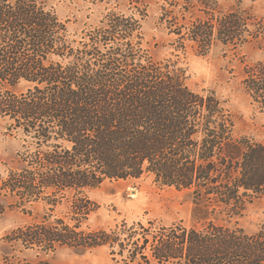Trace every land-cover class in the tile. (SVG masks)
Segmentation results:
<instances>
[{
    "label": "trees",
    "instance_id": "obj_1",
    "mask_svg": "<svg viewBox=\"0 0 264 264\" xmlns=\"http://www.w3.org/2000/svg\"><path fill=\"white\" fill-rule=\"evenodd\" d=\"M126 1L138 15L111 9L72 38L43 0H0V120L24 136L17 164L0 173V196L49 206L7 242L45 252L107 247L113 264H264V224L253 233L231 224L264 193V142L238 136L225 102L192 89L178 59L143 47L145 0ZM160 22L184 52L264 42V16L219 0H164ZM21 82L25 90L12 88ZM243 83L264 107V60L245 66ZM145 175L188 190L194 224L85 227L98 207L88 190ZM59 205L64 214H54Z\"/></svg>",
    "mask_w": 264,
    "mask_h": 264
},
{
    "label": "rangeland",
    "instance_id": "obj_2",
    "mask_svg": "<svg viewBox=\"0 0 264 264\" xmlns=\"http://www.w3.org/2000/svg\"><path fill=\"white\" fill-rule=\"evenodd\" d=\"M55 9L61 19L67 22L72 38H80L82 31L100 24L105 14L115 9L127 13L137 12L126 0H43ZM119 2V3H118ZM223 9L238 5L264 16V0H219ZM164 0H145L141 7L147 8L143 20V47L157 60L178 59L180 65L188 68V84L199 92L214 90L233 113L235 133L264 142V107L254 102L243 83L244 68L264 60V42L252 40L237 48L223 45L207 55L188 46L186 52L171 46L175 39L160 22ZM26 82L13 86L17 91L25 90ZM24 136L15 130H8L7 123L0 120V173L7 174L9 165L17 164V152L22 149ZM88 195L97 204L85 223L87 229L115 228L124 220L134 222L156 220L170 224L184 220L194 224L192 217L194 202L188 190H179L164 185L152 175L139 179L106 180L99 187L88 190ZM6 210L0 214V264H5L6 256L11 261L48 259L52 264H113L107 247L80 251L69 247H59L56 251L24 249L20 245L13 248L6 236L15 228L40 221L49 206L44 202L28 203L20 206L11 197L0 196ZM66 205L55 208L54 214H64ZM253 233L264 224V193L255 197L247 205L244 214L231 222Z\"/></svg>",
    "mask_w": 264,
    "mask_h": 264
}]
</instances>
